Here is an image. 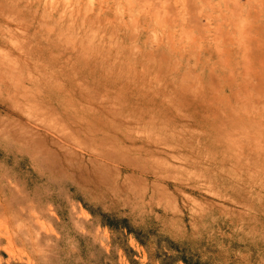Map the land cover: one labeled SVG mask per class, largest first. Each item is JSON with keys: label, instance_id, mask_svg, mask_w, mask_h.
<instances>
[{"label": "rangeland", "instance_id": "1", "mask_svg": "<svg viewBox=\"0 0 264 264\" xmlns=\"http://www.w3.org/2000/svg\"><path fill=\"white\" fill-rule=\"evenodd\" d=\"M0 264H264V0H0Z\"/></svg>", "mask_w": 264, "mask_h": 264}, {"label": "bare ground", "instance_id": "2", "mask_svg": "<svg viewBox=\"0 0 264 264\" xmlns=\"http://www.w3.org/2000/svg\"><path fill=\"white\" fill-rule=\"evenodd\" d=\"M10 253V252H9Z\"/></svg>", "mask_w": 264, "mask_h": 264}]
</instances>
